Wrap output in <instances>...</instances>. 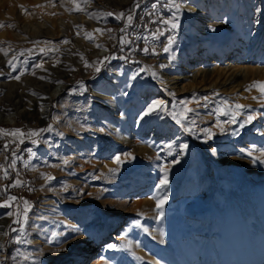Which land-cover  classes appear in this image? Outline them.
Returning <instances> with one entry per match:
<instances>
[{
    "label": "rangeland",
    "instance_id": "obj_1",
    "mask_svg": "<svg viewBox=\"0 0 264 264\" xmlns=\"http://www.w3.org/2000/svg\"><path fill=\"white\" fill-rule=\"evenodd\" d=\"M259 84L264 0H0V264L226 254L234 208L263 214Z\"/></svg>",
    "mask_w": 264,
    "mask_h": 264
},
{
    "label": "bare ground",
    "instance_id": "obj_2",
    "mask_svg": "<svg viewBox=\"0 0 264 264\" xmlns=\"http://www.w3.org/2000/svg\"><path fill=\"white\" fill-rule=\"evenodd\" d=\"M123 1H125V0H121V2H123ZM75 3H77V2L75 1ZM190 10L194 11L193 8H191ZM233 12H236V11H233ZM225 18L228 19L226 16H225ZM71 19L73 20L74 24L88 23L91 25L92 29L94 28L93 23L91 22L92 20L89 21V19L88 18L86 19V17L83 14H81L79 17H77L74 14ZM61 20L63 21V18H61ZM34 30H37V29L35 28ZM226 30H221V31L225 32ZM228 30L232 34L233 42L231 44H229L227 51L235 52V47L237 45L245 42V40L250 45V42H249L250 36L249 37H248V35L244 36L243 33L240 31V29L229 28ZM66 33L67 32H65V30L62 29V30H60V32L57 35L54 34L53 36H55L59 39V38H62ZM39 34L40 33H38L36 35L37 39L43 37L42 34H41V37H39L40 36ZM239 40H241L240 43H239ZM45 44L49 45L52 43H51V41H44L42 46H41V49H44V50L46 49V47L44 46ZM203 56H205V55H203ZM220 58H222V55H220ZM161 63H162L161 68L165 69L167 62L165 60H163ZM233 66L236 67L235 65H233ZM200 70L198 69L197 71H200ZM235 71H237L238 74L242 75V77L244 76V79H245L246 73H247L245 70H243V69L237 70L236 69ZM197 73L199 74V72H197ZM218 73L219 72H213L209 76V74L204 72L203 75L202 74L200 75L199 79L202 82V81H205L207 78L219 77ZM236 76H237V74L232 75L230 78L226 79V83L227 82H233L236 79ZM60 78L61 77H58L56 75L53 78V82L59 80ZM174 79H175V77L172 78L171 80H169V82L173 81ZM211 80L209 81L208 85L209 86H211V85L215 86L216 84H212L213 82ZM226 83H223V84L221 83L222 84L221 87H225ZM216 87L217 86H215V88ZM56 93L57 92L55 91L52 94L48 95L45 105H43L41 107V114H40L41 117H44L46 115L50 98L52 96H55ZM0 121L7 122V123H14L15 117L11 114L2 113V114H0ZM254 191H255V193H254V196L252 197V199L257 200L259 202L261 212H263L262 217L255 214L252 206L250 205L251 203L248 204V207L246 210L241 209V208H234L232 213L235 215L234 217L236 218V220H234V222H231V223L229 221H224V224L226 226V230H225L226 236L228 238V241L229 242L231 241L233 244L230 248H228L227 253L223 254L217 250H212V249H210L209 246H208L206 252H204V250L200 252V250L203 249L201 247V244L195 243L192 245V251H191L192 259H191L190 264H264V193L258 192L256 189ZM250 200H251V198H250ZM235 221H236V223H235ZM236 229L239 230L238 233H240V232L241 233L239 236L236 235L237 237H234V231H236ZM86 253H87V248L84 247V249L81 252L82 255L80 258H83ZM171 254H172V257L175 260L174 262L176 264H185V262H186V256L185 255H183L182 258L177 257L174 248H171Z\"/></svg>",
    "mask_w": 264,
    "mask_h": 264
},
{
    "label": "snow or ice",
    "instance_id": "obj_3",
    "mask_svg": "<svg viewBox=\"0 0 264 264\" xmlns=\"http://www.w3.org/2000/svg\"><path fill=\"white\" fill-rule=\"evenodd\" d=\"M109 15H111V13H109ZM121 15H123V14H121ZM129 20H131V17L129 16ZM173 27L175 28V27H177V25L176 24H173ZM214 30V29H213ZM90 38V37H89ZM165 50H167V49H165ZM16 79H19V77H16ZM254 86H256V87H259L260 88V90H261V92H262V94H264V84H259V85H254ZM159 103H162V102H155L154 104H153V106L149 109V112H151L153 109H155V105L156 104H159ZM237 108H239V107H242L241 105H237L236 106ZM148 113L146 112L145 113V115H147ZM252 119V117H249V120H251ZM185 147H187V145H185ZM29 151H31V149H29ZM118 159V158H117ZM161 183H163V181L161 182ZM25 203H27V202H25ZM159 206V205H158ZM25 211H27V209H25ZM111 247V246H110Z\"/></svg>",
    "mask_w": 264,
    "mask_h": 264
}]
</instances>
